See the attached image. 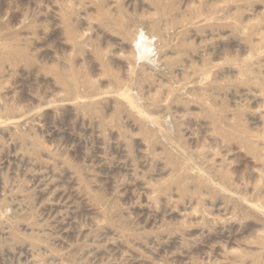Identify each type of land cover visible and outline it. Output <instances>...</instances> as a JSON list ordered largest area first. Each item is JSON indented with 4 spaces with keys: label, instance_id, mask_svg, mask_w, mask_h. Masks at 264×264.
Returning a JSON list of instances; mask_svg holds the SVG:
<instances>
[{
    "label": "rangeland",
    "instance_id": "1",
    "mask_svg": "<svg viewBox=\"0 0 264 264\" xmlns=\"http://www.w3.org/2000/svg\"><path fill=\"white\" fill-rule=\"evenodd\" d=\"M0 264H264V0H0Z\"/></svg>",
    "mask_w": 264,
    "mask_h": 264
},
{
    "label": "bare ground",
    "instance_id": "2",
    "mask_svg": "<svg viewBox=\"0 0 264 264\" xmlns=\"http://www.w3.org/2000/svg\"><path fill=\"white\" fill-rule=\"evenodd\" d=\"M142 44V43H141ZM138 46L140 47V43L138 44ZM142 48H143V46H142ZM142 50V49H141ZM144 50V49H143ZM141 52V51H140Z\"/></svg>",
    "mask_w": 264,
    "mask_h": 264
}]
</instances>
